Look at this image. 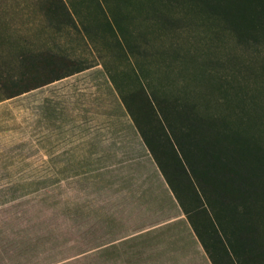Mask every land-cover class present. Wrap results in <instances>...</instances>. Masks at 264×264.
I'll return each instance as SVG.
<instances>
[{
    "label": "rangeland",
    "instance_id": "1",
    "mask_svg": "<svg viewBox=\"0 0 264 264\" xmlns=\"http://www.w3.org/2000/svg\"><path fill=\"white\" fill-rule=\"evenodd\" d=\"M48 1L0 0V264H211L108 78L128 63L103 66L117 49L111 34L127 51L121 33H84V41L64 25L66 9L112 25V7L62 0L66 17L47 12ZM130 2L118 5L133 9L137 56L172 42L217 57H264V42L236 44L186 3L168 5L177 22L156 30L151 12ZM47 51L71 61L42 71L35 59ZM93 64L5 97L34 76L37 83Z\"/></svg>",
    "mask_w": 264,
    "mask_h": 264
},
{
    "label": "trees",
    "instance_id": "2",
    "mask_svg": "<svg viewBox=\"0 0 264 264\" xmlns=\"http://www.w3.org/2000/svg\"><path fill=\"white\" fill-rule=\"evenodd\" d=\"M120 2L131 4L105 0V6L112 7L111 19L127 51L119 49L117 38L115 44L131 64L108 78L143 144L211 264H264V57L245 58L236 51L217 57L211 49L200 53L172 42L153 51L145 47L137 56L133 9H120ZM136 2V13L143 8L146 16L151 12L156 30L177 22L165 8L182 2L205 28L227 30L238 45L264 42V0ZM63 6L62 0L45 3L53 14L66 15L58 11ZM35 61L42 71L53 72L57 64L71 60L47 51ZM83 68L49 74L37 83L34 76L28 79L30 86L9 89L5 97ZM128 78L135 83L130 88Z\"/></svg>",
    "mask_w": 264,
    "mask_h": 264
},
{
    "label": "crops",
    "instance_id": "3",
    "mask_svg": "<svg viewBox=\"0 0 264 264\" xmlns=\"http://www.w3.org/2000/svg\"><path fill=\"white\" fill-rule=\"evenodd\" d=\"M68 12H69V15L71 17V20L68 21L67 23H64L65 26H68V27H72L73 29V32L72 33H82V38L84 41H86V36L84 37L83 34L84 33H93L92 34V37L93 35H96V33H121L119 32L118 30H116L115 28V24H114V21L112 20V25L109 24L108 20L107 19H99V20H84L83 18V13L84 11L81 10V11H72V10H69L68 9ZM104 27H102V25ZM131 27V25H129V28ZM128 33H131V29H129V32ZM134 33H136V30H134ZM108 45V44H107ZM109 45H115V38L113 36V34H111L110 36V40H109ZM119 49H120V45H119ZM118 49L115 50H112V53H111V57H109V62H111L110 65H103L105 69H121L123 67H120L118 65H116V62H119V61H122V58L121 57V51ZM120 55V57H119ZM118 58V60H115V57ZM124 61L128 64H131V58H125ZM126 65L125 68H128L129 65ZM96 66H99L97 64H93V65H90L88 67H84L83 69L85 68H89V67H96Z\"/></svg>",
    "mask_w": 264,
    "mask_h": 264
}]
</instances>
